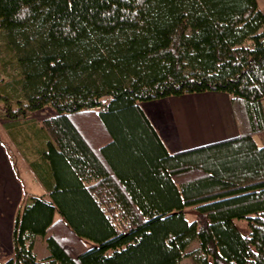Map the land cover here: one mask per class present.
<instances>
[{"label":"trees","instance_id":"obj_1","mask_svg":"<svg viewBox=\"0 0 264 264\" xmlns=\"http://www.w3.org/2000/svg\"><path fill=\"white\" fill-rule=\"evenodd\" d=\"M0 28L27 85L2 115L16 124L44 106L56 112L25 151L48 194L17 210L0 264H180L193 238L198 264H264L257 0H0ZM207 91L227 93L253 129L169 152L139 102ZM87 114L103 126L95 143L78 121ZM242 218L248 235L234 223Z\"/></svg>","mask_w":264,"mask_h":264},{"label":"rangeland","instance_id":"obj_2","mask_svg":"<svg viewBox=\"0 0 264 264\" xmlns=\"http://www.w3.org/2000/svg\"><path fill=\"white\" fill-rule=\"evenodd\" d=\"M257 4L264 12V0H257ZM16 40L20 41V38H16ZM241 43L243 45H251L247 39ZM23 75V69L17 61L15 46L10 36L5 30L0 28V79L3 80V85L0 87V262L6 261L12 255L11 235L17 210L28 195L43 192V188L34 179L32 170L27 163L31 156L25 151L29 150L31 152L35 150L36 146L34 145H39L37 139H40L41 136L37 127L40 126L44 117L56 113L51 106H44L26 114L24 117L27 118H20L16 124H12V119L2 115L5 102L10 101L13 104L15 100L23 99L24 95H26L25 89L27 85L23 80ZM144 102L147 101H141L139 105H143ZM235 106L237 107L236 103ZM90 115H81L78 117V121L91 140L95 139L93 141L95 143L99 139L104 138V131L103 126L100 128L97 123V119L89 118ZM236 116L241 132H248L253 129L246 122L243 112L241 113L240 110L236 109ZM258 126L259 124L255 123V127L257 128ZM199 137L205 139L203 141H208L206 137L212 139V137L215 138L217 136L209 133L206 137L203 135ZM254 139L259 145H263L264 130L255 132ZM184 214L186 219L191 222L195 218L196 210L191 206L185 207ZM234 223L242 235H248L249 226L246 219H234ZM45 239L46 236L38 237L35 241V247L33 246L34 238L32 240V249L37 257H44L38 255H41L40 253H44L45 249H47V246L45 248ZM85 241L87 245H92L90 240ZM198 246L197 239L193 238L188 244L187 253L181 259L180 264H198L196 260L197 256L200 255Z\"/></svg>","mask_w":264,"mask_h":264},{"label":"crops","instance_id":"obj_3","mask_svg":"<svg viewBox=\"0 0 264 264\" xmlns=\"http://www.w3.org/2000/svg\"><path fill=\"white\" fill-rule=\"evenodd\" d=\"M140 106L169 152L231 137L240 131L230 96L222 92L207 91L167 96L144 102ZM209 133L217 137H206ZM201 135L208 141H203L205 139L200 138ZM27 163L29 165L28 161ZM32 174L43 188L42 193L34 194H48L47 186L33 170ZM38 237L41 238L39 235L34 237V247ZM48 253V249H45L44 253L37 255L46 256Z\"/></svg>","mask_w":264,"mask_h":264},{"label":"bare ground","instance_id":"obj_4","mask_svg":"<svg viewBox=\"0 0 264 264\" xmlns=\"http://www.w3.org/2000/svg\"><path fill=\"white\" fill-rule=\"evenodd\" d=\"M107 99L103 98L101 99V106L103 107L106 104ZM94 110H99V108L92 107Z\"/></svg>","mask_w":264,"mask_h":264}]
</instances>
